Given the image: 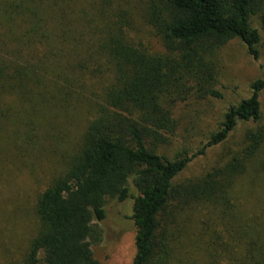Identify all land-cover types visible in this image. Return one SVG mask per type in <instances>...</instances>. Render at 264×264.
I'll return each instance as SVG.
<instances>
[{
    "label": "trees",
    "instance_id": "obj_1",
    "mask_svg": "<svg viewBox=\"0 0 264 264\" xmlns=\"http://www.w3.org/2000/svg\"><path fill=\"white\" fill-rule=\"evenodd\" d=\"M75 1L0 0V124L25 126L15 136L33 142L43 123L54 132L59 116L83 123L64 170L37 200L38 233L14 264H99L93 247L110 199L134 201L132 264H264V206L250 214L240 206L245 178L264 182V79L203 147L167 153L180 106L223 99L219 50L240 40L259 60L253 24L264 30V0H142L145 43L131 36L141 31L128 10L113 1L76 10ZM8 94L26 111L11 114ZM240 123L257 128L224 165L179 181Z\"/></svg>",
    "mask_w": 264,
    "mask_h": 264
},
{
    "label": "rangeland",
    "instance_id": "obj_2",
    "mask_svg": "<svg viewBox=\"0 0 264 264\" xmlns=\"http://www.w3.org/2000/svg\"><path fill=\"white\" fill-rule=\"evenodd\" d=\"M113 1L114 6L128 10L140 33L134 31L131 36L136 41L148 42V29L143 26L141 13L142 0H76V10L99 6ZM261 35L258 47L260 58L255 61L247 47L240 40H234L219 50L217 54L218 78L216 89L223 95L222 100L208 99L200 103H189L192 107L182 105L176 115L180 119L179 135L173 140L167 153L174 158L183 149L196 152L204 144L223 120L224 113L230 106L251 96V85L264 79V30L258 23L253 24ZM11 114H19L26 107L17 103L15 94H8ZM262 120L264 127V92L261 94ZM83 114L85 110H83ZM85 121L86 119L82 117ZM51 122L52 120H49ZM59 116L54 132H48L45 123L36 133L39 138L28 142L15 136L23 125H14L12 121L0 124V264L20 262L26 255L32 240L38 233L36 204L39 196L46 191L52 181L58 177L68 163L71 148L81 133L83 123L79 119L71 120ZM78 123V124H77ZM257 128L251 124L240 123L231 138L222 146L210 149L205 156L193 160L179 177L185 181L201 177L212 169L224 165L234 152H237L244 141L248 130ZM63 133L66 143L60 148L55 142L56 136ZM253 182V181H252ZM241 209L247 213L259 211L264 206V182L254 186L249 177L241 185ZM248 190V191H247ZM135 196L138 193L132 185ZM134 201L119 203L110 199L106 204L107 218L99 223L103 232L102 242L93 247L94 257L99 264H132L136 256V229L131 220ZM200 215H195L198 220ZM195 225L193 228H195ZM198 233V231H193ZM187 244V240H184Z\"/></svg>",
    "mask_w": 264,
    "mask_h": 264
}]
</instances>
